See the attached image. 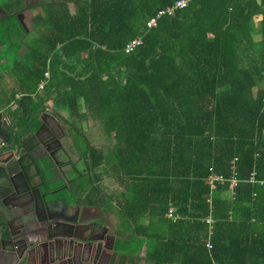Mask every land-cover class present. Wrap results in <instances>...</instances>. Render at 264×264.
<instances>
[{
	"label": "trees",
	"instance_id": "1",
	"mask_svg": "<svg viewBox=\"0 0 264 264\" xmlns=\"http://www.w3.org/2000/svg\"><path fill=\"white\" fill-rule=\"evenodd\" d=\"M173 1L42 0L26 32L15 17L25 4L0 0L7 41L32 35L0 105L34 95L35 108L52 92L57 114L98 122L110 147L87 157L122 190L95 203L115 210L128 242L109 264L143 245L146 264H264V0L192 1L147 28ZM210 172L225 178L215 190ZM169 205L181 219L165 217Z\"/></svg>",
	"mask_w": 264,
	"mask_h": 264
},
{
	"label": "flooded vegetation",
	"instance_id": "2",
	"mask_svg": "<svg viewBox=\"0 0 264 264\" xmlns=\"http://www.w3.org/2000/svg\"><path fill=\"white\" fill-rule=\"evenodd\" d=\"M21 1L25 4V9L15 13V17L22 26V22L25 24L24 12H32L37 9L35 7L37 2L36 0L34 2L32 0ZM6 13L5 8L0 6V21ZM43 89L44 87L41 89L40 95L44 94ZM32 103L25 99L17 101V107L9 116L0 110V120L4 119L8 125L17 120L19 127H23L29 122L32 112L41 107L40 104L39 107L34 108ZM44 104L47 111L35 114L30 123L29 128L38 129V141L32 139L27 142L28 150L19 155V152H15L12 148H5L9 142L4 144L0 139V164L7 160L6 164H9L11 170V173L8 174L0 169V201L8 207V210H5L0 206V229L3 232L4 224H8L17 233L15 240L20 246L22 240L21 220L18 216L26 208L24 202L32 198L34 189L38 186L42 193L47 194L48 199L57 201L53 206L56 213L63 215L62 207L67 203L74 210L77 207L80 208L79 218L81 220L97 223L94 235L100 237L102 241L98 260H108L111 258L109 248L113 238L111 229L113 209L106 210L103 204L95 203V199L107 200V196L112 192L103 189L102 183H105L104 181L107 179H104L99 171V167L102 165L94 167L87 156L88 149L95 152L97 150L106 151L110 144L106 138H104L106 141L94 142V138L88 134V128L82 127L84 123L89 122L90 118L79 123L74 122L69 120L66 115L54 112L52 107L46 105V101ZM14 128L13 125L9 127L10 130ZM91 180L97 188L96 191H91V187L87 188V184ZM86 207L91 208V211L82 214ZM95 208L100 211H96ZM51 214L53 215L54 212ZM3 219L6 223H3ZM4 245L7 243L2 242V238H0V258ZM8 257L9 263L0 261V264H14L17 259L15 254Z\"/></svg>",
	"mask_w": 264,
	"mask_h": 264
},
{
	"label": "water",
	"instance_id": "3",
	"mask_svg": "<svg viewBox=\"0 0 264 264\" xmlns=\"http://www.w3.org/2000/svg\"><path fill=\"white\" fill-rule=\"evenodd\" d=\"M22 26H26L24 22H22ZM51 93L47 95L46 99L50 97ZM45 100L39 109L32 112L29 122L23 127H19L17 120L10 122L9 125L4 119L0 120V139L4 144L9 142L5 148H12L21 155L28 150L27 142L32 139L38 141V129L33 130L29 126L35 114L47 111ZM10 125L15 128L10 130ZM6 161L4 160L0 164V169L9 174L11 170ZM33 193L32 198L24 202L27 209H23L18 216L21 220L22 240L20 246L15 240L17 233L8 224H4L3 232L0 229L2 242L7 243L2 248L0 261L9 263L8 256L12 254L17 257L14 264H20L23 261L27 264L33 256H36L41 264H83L97 260L102 246L100 237L94 235L97 223L81 220L79 218L80 208L77 207L74 210L67 203L62 207L63 215H60L54 211L56 209L53 207L57 201L48 199L47 194L42 193L38 186ZM0 206L8 210V207L1 201ZM51 212L54 214L52 215ZM3 223H6L4 219ZM88 225L89 228H87ZM94 242L97 244L95 245ZM109 249H112V245Z\"/></svg>",
	"mask_w": 264,
	"mask_h": 264
},
{
	"label": "rangeland",
	"instance_id": "4",
	"mask_svg": "<svg viewBox=\"0 0 264 264\" xmlns=\"http://www.w3.org/2000/svg\"><path fill=\"white\" fill-rule=\"evenodd\" d=\"M27 2L31 0H25ZM33 2L35 0H32ZM37 3L42 2V0H36ZM69 8L71 12H73V4L72 2L68 3ZM39 8L33 10L32 12H24L25 14V27H23L24 31H30V18L37 13ZM15 18V17H14ZM13 20V18H12ZM8 21V20H7ZM6 21L3 23V21H0V83L4 82L3 80V71L8 70L10 73L16 74L17 71L21 70L23 68L22 64H24L23 60L25 57L26 52V46L24 45L25 41H28L32 38V35H28L25 33L26 37H24L23 42H20L18 39L13 38L11 41H7V32L3 29L5 26ZM31 32V31H30ZM32 34V33H31ZM257 37V36H256ZM7 41V42H5ZM15 69V70H14ZM14 77V76H13ZM17 84V82H12L11 84ZM7 85V83H6ZM3 87L2 92L4 95L9 93L11 91V88L8 90V85ZM0 95H2L0 93ZM1 106V105H0ZM2 107V106H1ZM84 128H88L91 138H94V142L96 141H106L101 133V130L99 128V124L96 120L89 119L88 123H84L82 125ZM99 171L102 173L104 179L106 178L107 181H104L105 183H102L103 189L105 188L106 191L112 192L113 194H116L117 192L122 190V187L118 185L111 177L106 176L104 173L103 167H99ZM108 177V178H107ZM115 217H112L114 219Z\"/></svg>",
	"mask_w": 264,
	"mask_h": 264
},
{
	"label": "built area",
	"instance_id": "5",
	"mask_svg": "<svg viewBox=\"0 0 264 264\" xmlns=\"http://www.w3.org/2000/svg\"><path fill=\"white\" fill-rule=\"evenodd\" d=\"M192 1H202V0H174L173 3L166 5L165 7H162L160 9H158L156 12H154L151 16H149L146 19L145 25L147 28H152L155 27L158 20L163 17V16H172L174 15V13L179 10L182 9L184 7H186L189 3H191ZM142 42V37L141 36H136L134 38H131L126 45L124 46V51L125 52H130L132 51L135 47L139 46ZM49 71H45L44 72V78L39 82L38 84V88L42 89L45 84L47 79L49 78ZM236 160V158H234L232 160V165H231V170H232V177L229 180V184H228V193L230 195L233 194V188L236 186L237 184V178L235 176L236 171H235V165H234V161ZM255 176V172L250 173L249 175V179L248 181L253 182ZM205 183L209 186V188L211 190H215L217 189V187L219 185H223L225 183V178L221 175L218 174L216 172H210L207 177L205 178ZM261 183L264 182V179L260 181ZM207 202H211V198L208 197L206 199ZM165 217L171 221H177L179 219L182 218V216L176 211L175 207L173 205H169L167 210L164 213ZM204 221L209 225V233H211V229H212V223H213V218L208 215ZM206 246H209V244L207 243Z\"/></svg>",
	"mask_w": 264,
	"mask_h": 264
},
{
	"label": "crops",
	"instance_id": "6",
	"mask_svg": "<svg viewBox=\"0 0 264 264\" xmlns=\"http://www.w3.org/2000/svg\"><path fill=\"white\" fill-rule=\"evenodd\" d=\"M2 77H3V80H4V82H1L0 83V93L1 94H3V92H2V89H3V87L6 85V83H7V85H8V90L10 89V88H13L14 86H15V84L13 85V84H11L12 82H14V77L11 75V73H10V71H8V70H4L3 71V75H2ZM39 84V83H38ZM7 85H6V87H7ZM41 89H39L38 87H37V92H38V94H40L41 93ZM9 94V93H8ZM20 94H16V98L17 99H19L20 97ZM42 96V95H41ZM33 101L32 102H38L39 100H38V97H36V96H34L33 95ZM47 97V96H46ZM46 99V98H45ZM44 99V100H45ZM22 100V99H21ZM24 100V99H23ZM43 100V101H44ZM43 101H41V103L43 102ZM46 101V105L48 106V107H53V100H52V94L50 95V97L48 98V99H46L45 100ZM40 103V104H41ZM34 106V105H33ZM8 107H10V111H8ZM17 106H16V102L15 101H12L8 106H7V103L6 104H4L3 105V107L0 109L1 111H3L5 114H7V116H9L11 113H12V111H14V109L16 108ZM61 114L62 115H66L65 114V112H63V111H61ZM91 208H84V211L82 212V214L83 213H86V212H88V211H91L90 210ZM95 210L96 211H100V210H98L97 208H95ZM111 217H115L114 219H112L113 220V224H112V227H111V229H112V232H113V238H112V241H111V245H112V249H109L110 250V257H111V255L112 254H114V251L116 250L115 249V246L116 245H118V247L119 248H121L122 246H125L126 244H128V242L127 241H125V240H127L126 238H123L122 236H118V234H117V229H118V219H117V217H116V214H115V210H112V214H111ZM96 243L97 242H94V244L96 245ZM144 252H145V245H143V247L141 248V250L137 253V255H135L134 257H131V258H127L125 261H124V263L123 264H146V261L144 260ZM116 260L118 259V257H119V255H120V253H121V251H116ZM110 263V258L108 259V260H105V261H100V259L98 260H94V261H90L89 263H83V264H109ZM20 264H25V261H23L22 263H20ZM27 264H41L40 263V260H38V258L36 257V256H33L30 260H28V263ZM77 264H79V263H77ZM116 264V263H115Z\"/></svg>",
	"mask_w": 264,
	"mask_h": 264
}]
</instances>
